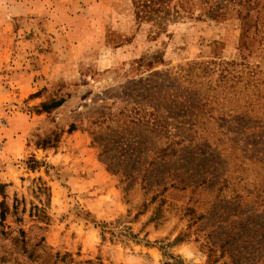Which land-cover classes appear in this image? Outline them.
Returning <instances> with one entry per match:
<instances>
[{
    "label": "rangeland",
    "instance_id": "obj_1",
    "mask_svg": "<svg viewBox=\"0 0 264 264\" xmlns=\"http://www.w3.org/2000/svg\"><path fill=\"white\" fill-rule=\"evenodd\" d=\"M188 3L0 0V264H264V0Z\"/></svg>",
    "mask_w": 264,
    "mask_h": 264
},
{
    "label": "trees",
    "instance_id": "obj_2",
    "mask_svg": "<svg viewBox=\"0 0 264 264\" xmlns=\"http://www.w3.org/2000/svg\"><path fill=\"white\" fill-rule=\"evenodd\" d=\"M188 1L189 0H185L186 4L183 5L181 4V0H179L177 4L176 0H131L133 4V11L138 19H154L157 23H159L158 20L160 19L166 18L169 20L170 17H173L174 15L178 14L180 9H186L187 12L191 13V4H189ZM204 1L205 3H208L211 0ZM204 13H207L210 16H214L216 14L214 10H207ZM57 103L60 104V102ZM43 107L46 108V106ZM115 173L119 174L121 178H123L124 174H126L124 172L118 171H115Z\"/></svg>",
    "mask_w": 264,
    "mask_h": 264
}]
</instances>
